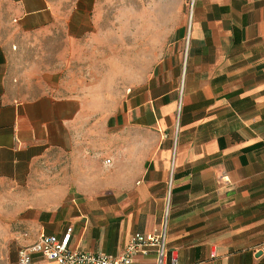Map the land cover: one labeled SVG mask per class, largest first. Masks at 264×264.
<instances>
[{"label": "crops", "instance_id": "crops-1", "mask_svg": "<svg viewBox=\"0 0 264 264\" xmlns=\"http://www.w3.org/2000/svg\"><path fill=\"white\" fill-rule=\"evenodd\" d=\"M92 4L78 0L79 12ZM179 4L188 11L176 14L159 63L103 119L137 134L122 162L113 151V163L83 155L93 142L82 99L51 73L11 72L0 39V182L48 192L34 206L30 243L70 228L72 248L118 254L166 216L179 264H264V0ZM61 15L50 0H0V38L45 32ZM67 152L72 173L32 183ZM146 261L153 256L134 264ZM32 262L56 264L38 253Z\"/></svg>", "mask_w": 264, "mask_h": 264}, {"label": "rangeland", "instance_id": "rangeland-1", "mask_svg": "<svg viewBox=\"0 0 264 264\" xmlns=\"http://www.w3.org/2000/svg\"><path fill=\"white\" fill-rule=\"evenodd\" d=\"M50 1L62 15L47 31L0 38L9 49V70L18 75L51 73L65 95L82 99L89 116L87 138L93 142L81 148L85 157L102 153L103 160L113 163V151L120 162L131 158V136L137 134L131 135V127L108 129L103 119L115 112L126 92L142 86L170 43V32L181 22L176 14H186L187 6L179 0H95L79 12L78 0ZM73 156L67 152L45 161L32 183L47 184L54 174L72 173ZM28 190L26 185L17 189L0 182V264L16 263L19 248L30 243L39 211L34 206L47 205L48 192Z\"/></svg>", "mask_w": 264, "mask_h": 264}, {"label": "built area", "instance_id": "built-area-1", "mask_svg": "<svg viewBox=\"0 0 264 264\" xmlns=\"http://www.w3.org/2000/svg\"><path fill=\"white\" fill-rule=\"evenodd\" d=\"M110 163V159H105ZM167 219L163 217L160 228L147 233L136 232L124 244L121 252H88L69 245L70 228L61 236L54 234L39 235L33 242L19 248L16 264H33L32 255L54 261L56 264H134L138 256H153V261L142 264H179L169 252L166 234Z\"/></svg>", "mask_w": 264, "mask_h": 264}, {"label": "bare ground", "instance_id": "bare-ground-1", "mask_svg": "<svg viewBox=\"0 0 264 264\" xmlns=\"http://www.w3.org/2000/svg\"><path fill=\"white\" fill-rule=\"evenodd\" d=\"M145 22V21H144Z\"/></svg>", "mask_w": 264, "mask_h": 264}]
</instances>
